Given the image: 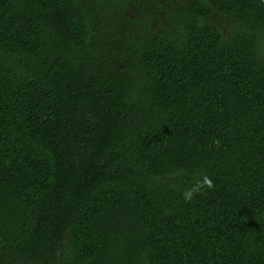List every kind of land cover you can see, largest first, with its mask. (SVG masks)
I'll list each match as a JSON object with an SVG mask.
<instances>
[{"label":"trees","instance_id":"16d2710c","mask_svg":"<svg viewBox=\"0 0 264 264\" xmlns=\"http://www.w3.org/2000/svg\"><path fill=\"white\" fill-rule=\"evenodd\" d=\"M131 1L0 0V264H264V0Z\"/></svg>","mask_w":264,"mask_h":264},{"label":"rangeland","instance_id":"374dc122","mask_svg":"<svg viewBox=\"0 0 264 264\" xmlns=\"http://www.w3.org/2000/svg\"><path fill=\"white\" fill-rule=\"evenodd\" d=\"M177 0H137V2L131 1L128 4V7H125L124 14L127 17L125 22H118L117 28L107 29L103 31V42L108 44L107 52L112 54L113 50L117 48L118 43L127 42V27H137L134 31V34L141 33L142 25L147 26L143 22H145V18L150 16V27L151 30H157L159 26H167L169 24V19L167 16V10L173 11L176 8L181 7L176 3ZM185 7H190L193 3V0H181ZM183 7V6H182ZM116 18L115 14H112L111 19ZM209 23L219 25L224 31H227L231 26L234 25V21L227 16H223L217 14L216 12L211 14L207 20ZM140 23V26L138 25ZM116 41V42H115ZM102 42V43H103ZM100 47L97 52V55L100 54Z\"/></svg>","mask_w":264,"mask_h":264},{"label":"clouds","instance_id":"9594fccd","mask_svg":"<svg viewBox=\"0 0 264 264\" xmlns=\"http://www.w3.org/2000/svg\"><path fill=\"white\" fill-rule=\"evenodd\" d=\"M206 183L208 184V187H212V182L210 180L206 179Z\"/></svg>","mask_w":264,"mask_h":264}]
</instances>
